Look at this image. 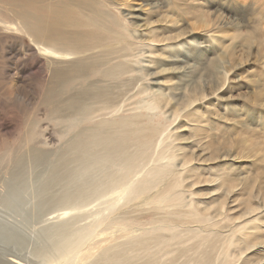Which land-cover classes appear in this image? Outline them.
I'll use <instances>...</instances> for the list:
<instances>
[{"label": "bare ground", "instance_id": "obj_1", "mask_svg": "<svg viewBox=\"0 0 264 264\" xmlns=\"http://www.w3.org/2000/svg\"><path fill=\"white\" fill-rule=\"evenodd\" d=\"M38 1L39 4L50 8L51 14H45L42 11L34 12L29 8ZM96 3L98 0H23V3H17L16 7H12L13 13L10 18L0 17V32L3 33L5 30L10 37L14 38H18V34L23 33L31 37L34 48L25 46L24 49L26 51L36 49L35 56L39 59L41 67L46 65L50 69L54 79L53 95L60 97L62 91L69 88V105L77 111L72 115L78 113L82 114L83 118L101 117L91 125L81 127L75 134V140L66 146L67 149L65 148L71 156L70 164H66L68 168H71L64 176L59 174L56 176H59L60 187L47 200L48 215L53 214V216L47 217L45 213L47 218L44 220L46 222L51 219V224L46 222L47 225L41 228V232L39 231L46 242L50 241L49 244L42 243V236L40 239V236L35 234L41 242L38 241L40 245L30 252L33 251L31 255L36 259L31 258L29 253L28 256L25 249L26 252L19 248L21 253H17L18 249L7 248V250L6 247H3L4 249L1 247L0 264L237 263L252 247L264 245V234H255L256 231L246 232L247 228H243L242 232L236 231L235 234H223L228 230L225 229L227 224L223 223L222 227H218L219 218L211 222L208 219V224H199L203 212L196 207L194 187L209 181V176L204 175L207 172L205 166L209 164L208 160L222 157L223 160H234L237 155H234L233 150L227 146H235L243 150L246 138L237 139L233 137L232 132L240 128L256 130V132L260 130L262 134L264 131L258 129V126L251 129L245 123L242 115H247L248 109L243 111L242 107L234 111L239 112L243 109L244 114L241 112L234 114V111L229 110V105L220 97L212 100L213 108L210 104H203L206 97L204 88H201L200 92L193 89L185 91L186 99L182 105L173 103L181 98L173 101L177 94L174 91L182 89L181 87L167 86L164 91L152 92L148 84L142 81L147 75L148 68L141 64L144 59H140V56L143 55L142 58H145L146 52H155L156 45L163 49L169 45L168 43L156 44L167 38L156 39L153 36V25L151 29H144V31L136 27L131 29L133 36L139 38L130 42L134 44L135 52L129 50L122 60H116L110 64L117 58L113 55L122 49L123 44L119 45V43L126 35L122 31H117L118 38L115 41L104 43L95 30L88 28L102 26L98 19L101 12L99 8H95ZM156 3L153 4L154 8ZM99 5H102V1ZM140 34L149 37L142 38L139 37ZM219 36L214 33L209 35L211 40L219 39ZM200 42L201 38L197 42L196 39H188L175 44L176 48L180 49L184 45L190 48L196 47V44ZM92 43L96 45L93 46ZM19 45L21 46L20 43ZM21 49L20 54L26 52H21ZM149 59V63L155 64L154 59ZM181 60L186 61L182 57ZM170 61L178 62L180 59ZM196 68H183L186 71L180 72L182 75H187L191 71L197 73ZM135 69H142L145 72L142 75H136L133 79L129 73ZM125 74H128L127 82L122 83L119 77ZM228 74L229 71L227 76ZM139 81H141L140 87H137V92L132 97L138 94L145 96L129 104V110L132 111L130 115L125 114L127 110L120 113L127 101V99L123 100L122 96ZM192 94L196 95L195 98L188 101L187 98ZM214 94L218 95L217 92ZM254 99L257 107L252 117L264 125V112L259 110L264 108V94H256ZM167 106L168 110H171L170 117H167L165 122L154 121L153 118L163 113V109ZM202 107L204 108L201 109ZM192 113L193 116H191ZM107 115L111 116L105 117ZM172 115L175 117L174 121L180 119L179 123L181 122L175 129L187 126L188 129L184 130L195 129L198 132L197 142L190 154L187 150L186 137H174L175 134L172 133L171 124L174 121L169 123ZM147 118L150 122L143 124ZM81 120L79 119L77 123ZM199 147H202L201 151L209 149L211 155L201 160L202 153L195 151ZM222 149L225 151L222 152ZM44 152H40L41 155H44ZM254 154L257 159H261L264 156V147L256 148ZM66 164L63 166L67 168ZM56 170L55 173H58L59 171L56 172ZM227 174L229 177L221 180V186H226L229 192L238 186V180L247 185H254L247 175L239 173V176L231 177L229 172ZM43 177L45 179L46 176ZM189 177H193L194 180L188 181ZM253 181L257 183L259 179L255 178ZM16 188L14 189L17 191ZM203 188H206V184H203L200 190ZM261 188L264 190V180L261 181ZM46 190L47 188H43V193ZM12 192L18 191L12 190ZM12 192L8 193L9 195L7 192L6 194L10 198L17 195ZM8 196L1 199L3 201L7 199L5 200L7 207H12L14 204L9 203L15 202L17 198L14 197L16 199L12 202V198ZM260 197L261 203H264V194ZM41 204L37 206L43 209V203ZM17 205L15 208L18 209L19 205ZM32 206L31 203L29 211L36 207ZM259 206L254 205V208L258 209ZM252 208H248L243 214L252 213L254 211ZM13 210L19 214L21 212ZM148 210H152L153 219L145 222L143 217ZM231 212L226 210L222 201L221 218L233 219ZM206 213H211V210ZM33 215L35 217L34 212ZM39 218L37 220H40ZM175 219H185L190 226H200L198 230L200 232H212L213 229H218L222 234H180L184 225L180 220ZM43 224L45 223L39 225L43 226ZM210 224H212L211 228H205ZM8 236L10 238V234ZM12 237L13 244L19 246L25 244L27 240H24V236L19 232ZM5 239L8 240L4 238V241ZM34 240L30 238V241H27L32 243ZM23 252L26 255H23ZM7 255L11 257L6 258ZM247 258L252 259L251 264H260L262 260V257L255 260L248 254Z\"/></svg>", "mask_w": 264, "mask_h": 264}, {"label": "rangeland", "instance_id": "obj_2", "mask_svg": "<svg viewBox=\"0 0 264 264\" xmlns=\"http://www.w3.org/2000/svg\"><path fill=\"white\" fill-rule=\"evenodd\" d=\"M101 1L102 5H99ZM17 3H23V0H0V17L3 19L10 18L13 13L12 7H16L15 4ZM154 3H156L155 8L153 7ZM29 8L34 12L39 13L42 11L45 14H51L50 8L39 4V1L33 3ZM95 8H99L101 12L98 19L102 26L98 28L90 26L88 28L95 30L104 43L115 41L118 38L117 31H122L126 35L119 43V45L123 44L122 49L113 55L117 58L111 61L110 64H113L116 60H122L129 50L135 52V46L130 42L139 38L133 36L131 29L136 27L144 31V29H151L153 25V36L156 39L167 38L156 44L168 43L169 45H166L165 49L156 45L154 46L155 52H146L144 54L145 58H142L143 55L140 56V59H144L141 64L148 68L146 70L147 75L142 81L146 85L148 84L152 92L156 90L164 91L167 86L171 88L181 87L182 89L174 91L177 94L174 96L173 101L179 97L181 98L173 103L177 102L178 105H182L186 99V92L192 89L200 92L201 88H204L206 97L203 104H210L213 108L214 102L212 100L220 97L229 105L231 111L242 107L243 111L248 109L247 115H242L245 123L251 129L258 126V129L264 131L262 122L252 117L256 111L255 107H257L254 97H256V94H264V0H98ZM166 19L168 20L166 21ZM212 33L219 34L221 37L211 40L209 35ZM18 35V38H14L10 37L5 30L3 33L0 32V199H4V196L7 198L12 190L18 191L17 193L12 192V194L18 195H14L17 199L11 197L12 202L16 199L15 202L9 203L10 205L14 204V206L12 205L13 208L10 205H8L10 207H7V201L5 202L7 199L0 200L3 202H1L2 205L0 203V209H2L0 211V234L7 236L0 235V248L18 249L16 250L17 253H21L20 249H23L24 252L27 251V255L29 253L33 258L34 256L31 253L40 245L41 241H43L42 243L45 242V245L50 242L44 240L40 230L47 225L46 222L51 224V219L46 222L44 220L48 216H53V214L48 215L49 205L47 200L60 187L58 183L59 176H56L58 174L64 176L71 168H68L71 156L67 152L66 146L75 140V134L81 127H87L101 117L83 118V115L78 113L72 115L73 112L77 111L69 105V88L64 89L60 97L53 95L54 79L50 69L46 65L41 67L39 59L35 56L36 49L35 51L24 49L25 46L34 48L31 37L24 33ZM139 37L148 38L149 36L140 34ZM200 38L201 42L196 44V47L190 48L184 45L180 49L176 48V42L181 43L188 41V39H196L197 42ZM92 45L96 44L92 43ZM20 49L21 52H26L20 54ZM181 57L186 61H182ZM149 58L154 59L155 64L153 62L149 63ZM177 58L180 61H170L177 60ZM183 68H196L198 72L191 71L187 75H182L181 72L186 71ZM143 72L145 71L142 69H135L129 74L134 79L136 75H142ZM127 75H121L119 80L122 83L127 82ZM140 82L122 96V99H127V101L120 113L127 110L125 114L130 115L132 111L129 110V104L145 96L138 94L132 97L137 92V87H140ZM215 92L218 95H215ZM167 95L169 97V94ZM195 96V94H192L187 100L190 101ZM242 110L239 112L234 111V114L240 112L244 114L245 112ZM259 110L264 112V108ZM144 112H146V109H144ZM170 115L171 110H168L167 106L163 109V113L156 115L153 120L165 122ZM191 116H193V113ZM171 118L172 120H169L170 124L175 117L172 115ZM79 119L82 120L77 123ZM179 120L177 119L171 124L172 133L175 134L174 137H186L187 150L190 154L191 149L197 142L196 134L198 132L195 129H191V131L189 129V132L184 130L188 129L187 126H183L186 128L175 129ZM148 122H150V119L147 118L143 121V124ZM232 134L237 139L246 138L243 150L235 146H227V148L233 150L234 155H237L234 160H223V157L208 160L207 163L209 164L205 166L207 172L204 175L209 176V181L199 183V187L198 185L194 187L196 207L203 212L199 224H208V219L211 222L213 219L219 218L218 223L220 224L217 225L218 227H222L223 223L227 224L225 229L228 230L223 234H235L236 231L242 232L243 228L248 229L246 232L256 231L255 234H264V203H261L260 197L264 194V190L261 188V181L264 180V156L257 159L254 154L256 148L264 147V132L262 134L260 130L256 132V130L249 131L246 128H240ZM177 141L178 139L175 140V143ZM237 143L241 144L240 141H237ZM201 148L195 149L197 153H202L201 160L211 155L209 149L201 151ZM42 151H45V156L41 155L40 152ZM221 151L223 152L225 149ZM65 164L67 168L63 166ZM60 167L67 171H62ZM55 170L58 173H55ZM227 172L231 174V177L239 176V173L247 175L254 185H247L238 180V186L229 192L226 186H221V180L229 177ZM212 175L214 176L212 177ZM43 176H46L45 179ZM255 178L259 179L257 183L253 181ZM187 180L192 181L194 178L189 177ZM203 184H206V188L200 190ZM15 187H17V191L14 189ZM41 187L47 188L45 194ZM6 192L9 194L7 195ZM33 200H41L38 202L43 203V209L40 208L41 206H37L39 203L36 205L37 201L34 202ZM222 201H224L226 210L232 211L231 217L233 219L221 218ZM31 203L38 209L32 206L34 210L29 211ZM17 204L19 208L23 209L22 211L15 208ZM254 205L260 206L256 209ZM250 207H253L254 211L247 215H245L247 212L243 214ZM12 209L21 212L19 214L15 210L13 212ZM41 210L45 212H41ZM210 210L211 213H206ZM35 212L41 213L36 215ZM151 213L152 210L145 213L143 217L145 222L152 221L153 216ZM40 215H43L42 218ZM36 217H40V220L45 218L42 222H39L40 220H37ZM175 220H180L184 225L180 234H222L218 229H213L212 232H200L198 231L200 228L198 225L190 226L185 219ZM54 221L53 219V223ZM37 223L45 224L41 226ZM228 224L231 226L228 227ZM211 225L203 227L211 228ZM18 232L24 236V240L30 241V238L31 240H37L32 241V243L25 240V244L20 246L13 244L14 238L12 235L18 234ZM35 234L40 236V239L42 236L43 240H38ZM4 238L8 240L5 239L4 241ZM26 242L29 244H26ZM263 248L264 245L259 244L248 250L247 254L255 260L262 257L260 264H264ZM32 249L33 251L30 252ZM24 252L23 255H26ZM247 254L234 264H251L252 259L247 258ZM10 257L11 255L6 256V258Z\"/></svg>", "mask_w": 264, "mask_h": 264}]
</instances>
